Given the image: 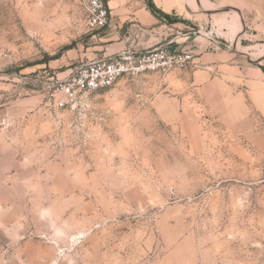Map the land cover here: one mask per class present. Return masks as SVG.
<instances>
[{
	"label": "rangeland",
	"instance_id": "obj_1",
	"mask_svg": "<svg viewBox=\"0 0 264 264\" xmlns=\"http://www.w3.org/2000/svg\"><path fill=\"white\" fill-rule=\"evenodd\" d=\"M105 32L80 0H0V264H264V121L215 114L193 59L57 106Z\"/></svg>",
	"mask_w": 264,
	"mask_h": 264
},
{
	"label": "crops",
	"instance_id": "obj_2",
	"mask_svg": "<svg viewBox=\"0 0 264 264\" xmlns=\"http://www.w3.org/2000/svg\"><path fill=\"white\" fill-rule=\"evenodd\" d=\"M105 2L112 27L99 29L106 32L93 59L129 46L146 51L166 44L173 51H187L193 59L188 72L183 71L189 75L188 89L197 91L205 105L229 120L248 112L264 121L263 67L245 61L228 44L231 40L238 46L245 39L264 44V0H153L156 13L148 0ZM214 30L221 36H205Z\"/></svg>",
	"mask_w": 264,
	"mask_h": 264
},
{
	"label": "built area",
	"instance_id": "obj_3",
	"mask_svg": "<svg viewBox=\"0 0 264 264\" xmlns=\"http://www.w3.org/2000/svg\"><path fill=\"white\" fill-rule=\"evenodd\" d=\"M90 27H112L110 10L105 0H80ZM192 60L187 51H173L161 44L146 51L126 47L104 59H93L80 65L72 74L55 83L56 91L64 99H55L58 107L77 101L82 94L99 92L112 87L127 75L147 72L167 75L176 69H184Z\"/></svg>",
	"mask_w": 264,
	"mask_h": 264
},
{
	"label": "trees",
	"instance_id": "obj_4",
	"mask_svg": "<svg viewBox=\"0 0 264 264\" xmlns=\"http://www.w3.org/2000/svg\"><path fill=\"white\" fill-rule=\"evenodd\" d=\"M149 7L153 10V12H157V8L155 7L153 0H148Z\"/></svg>",
	"mask_w": 264,
	"mask_h": 264
},
{
	"label": "water",
	"instance_id": "obj_5",
	"mask_svg": "<svg viewBox=\"0 0 264 264\" xmlns=\"http://www.w3.org/2000/svg\"><path fill=\"white\" fill-rule=\"evenodd\" d=\"M234 47H235V49L239 52V50L237 49V45H234ZM242 54H246L245 56L248 58V59H250V60H254L251 56H250V54L249 53H245V52H241Z\"/></svg>",
	"mask_w": 264,
	"mask_h": 264
},
{
	"label": "bare ground",
	"instance_id": "obj_6",
	"mask_svg": "<svg viewBox=\"0 0 264 264\" xmlns=\"http://www.w3.org/2000/svg\"><path fill=\"white\" fill-rule=\"evenodd\" d=\"M239 47V46H238ZM253 55V54H252ZM256 55V54H255ZM256 58V57H255ZM253 59H254V57H253Z\"/></svg>",
	"mask_w": 264,
	"mask_h": 264
}]
</instances>
